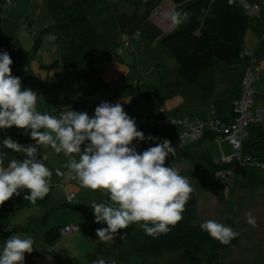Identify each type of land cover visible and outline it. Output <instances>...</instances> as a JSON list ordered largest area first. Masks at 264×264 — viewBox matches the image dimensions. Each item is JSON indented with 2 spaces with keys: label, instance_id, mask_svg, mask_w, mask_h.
I'll list each match as a JSON object with an SVG mask.
<instances>
[{
  "label": "rangeland",
  "instance_id": "1",
  "mask_svg": "<svg viewBox=\"0 0 264 264\" xmlns=\"http://www.w3.org/2000/svg\"><path fill=\"white\" fill-rule=\"evenodd\" d=\"M14 1L15 3L12 6L5 8L6 14L10 18L13 17L17 23L25 18H29L31 20V31L29 33L22 31L16 24L11 27L10 31L18 43L29 47L33 41L30 38L33 36L31 32L53 26L54 20L48 12L46 0ZM168 1L178 3L185 0ZM241 1L245 2V4L247 3L251 10L256 11L255 13L258 15L262 13V20H264V0ZM124 9L113 7L118 21L114 34L116 43H110V51L107 56H101L95 60V62L106 61V64L105 62H101L105 65V68H102L98 64L95 65L98 77H92L89 74L90 79L86 82V87L91 89L92 94L88 97L85 93V88L82 86L78 92L73 90V84L77 81L72 80V76H76L78 73L84 71L88 73L89 70L73 72L68 77L61 75L52 77L54 79L58 78L55 82H50V85L56 86L58 91L55 92L54 89H50L46 94V98L42 99L47 106V110L45 109V111L53 115H59L60 112L64 111L63 108L71 109L74 106L78 107V104L82 102L89 107L88 109L92 110L89 113L91 116L96 107L92 103L93 101H98V105L101 102L121 103L124 111L131 118L136 114L139 116L142 113L151 111L155 113L163 112L164 115L168 116H189L199 120L209 118V105L218 98L217 95H211V93L221 90V82H225L224 77L218 71V65L223 64L216 62L217 66L203 72L196 84L190 85L182 81L177 76V64L175 60L168 54L165 48L156 46L158 35L163 31H169L170 28L175 26L169 18L172 11L169 10L168 6L164 7L165 13L156 11L154 16H151L147 12L149 9L147 2H143L138 7L136 16L126 8ZM255 26L257 27V23ZM257 29L259 34L256 31L248 32L244 41V45H247L245 47H253L252 52L255 56H257V53H255L254 48L256 43H259L260 35L264 34V26L260 25ZM255 34L257 35L254 38ZM248 40H251V46L248 45ZM43 41L47 44V47L43 49V52L40 53L41 55L51 51L47 50L49 43L45 39ZM52 52L56 55V50ZM47 55L43 56L45 60L48 58ZM21 58L22 60L26 59V52L23 53ZM21 64L20 62L19 65ZM260 64L257 69L263 72V79L260 80L261 86L263 85L261 90H263L264 66ZM10 67L11 69L14 68V64ZM231 73L234 74L233 72ZM101 79L106 84L105 87L103 86L105 91L101 96H98L96 90L100 89L99 83H101ZM30 84L34 85L32 81H30ZM78 84L80 83L78 82ZM33 88L34 86L31 89ZM139 90L148 91V96L144 98L138 97L137 92ZM75 92L79 97V102H71L69 99ZM64 100L67 104L62 107L60 103ZM214 105H216L215 102ZM228 111L227 108V114L229 113ZM162 128L160 132L163 131ZM5 133L7 131L4 130L1 133L0 139L8 136ZM226 144L222 142L221 146ZM225 150L227 151V149ZM229 150V154L226 155L232 153L231 146H229ZM48 151V159L45 164L53 172L51 183L54 185L55 193L53 198L55 202L58 199L61 202H65L62 199V192L69 190L75 194V199L72 201L73 205L76 203L84 205L92 212L91 205L98 203L100 199H105V194L96 193L93 190L81 187L77 178L68 179L75 182V184H69L65 175H56L57 169L62 170V163L59 164L58 154H55L51 149ZM198 151L200 153L210 152L214 161L221 154L219 146L209 139L205 140L198 147ZM174 159H171L167 166L175 168L180 175L186 178H190L189 176L195 170H198L200 175H205L209 170L205 162L199 160L194 162L195 170L190 172L183 168V161L181 159ZM184 165H187L186 161H184ZM259 175L264 177V172L258 168L238 171L235 177L230 180L231 184L228 186V194L224 197L217 180L214 179V181H209V178L206 179V187L203 185L197 186L194 191L197 203V221L199 223L202 224L207 220H218L226 214H231L235 226L239 231V241L220 253V264H264V180ZM57 197L60 198L57 199ZM108 203L111 204L112 202L109 200ZM69 209H71L73 214H66V211ZM46 210L47 208L40 206L38 208L25 207L16 211L0 212V222L10 223L13 226V228L7 231V237L20 235L21 237H31L34 241L33 251L25 253L24 264H30L31 259H37L35 254L38 253L43 257L40 260H35L37 264H52L53 258L57 256H60V258L63 256V258H68L69 260L73 258L81 264L91 263V259L89 260V258L92 256H94L93 260L95 257L97 260L102 258L105 264H183L185 262L184 258L181 259L180 256L173 255L172 253H164L157 258L149 257L144 262L142 255L133 251H127L126 246L117 240V236L114 237V240L108 242H102L99 238L93 239V242L89 241L87 233L98 223L92 221V224L88 222L90 224L86 225L85 215L79 216L74 212L73 208L64 207L53 210L47 222L43 220ZM249 214L254 218L255 226L247 223ZM54 218L56 219L53 220ZM92 218L94 219V216ZM54 221L61 224L78 223L81 227L77 231L64 234L54 243V248L52 249L42 242L38 243V238H40L42 233L41 229L48 228ZM36 225L37 227H35ZM0 227L2 229L6 228L5 225ZM129 228L133 229L134 233L138 229L140 230L138 223L130 224ZM16 229L17 231H15ZM91 242L98 248H101L100 253V250H97V247H94ZM39 245L41 248H39ZM51 258L52 260H50ZM53 264H55L54 261ZM69 264L73 263L70 262Z\"/></svg>",
  "mask_w": 264,
  "mask_h": 264
},
{
  "label": "trees",
  "instance_id": "2",
  "mask_svg": "<svg viewBox=\"0 0 264 264\" xmlns=\"http://www.w3.org/2000/svg\"><path fill=\"white\" fill-rule=\"evenodd\" d=\"M160 1L161 0H46V6L54 20V25L48 28H42L38 31L33 30L31 32L33 41L29 49H24L23 47L21 49L19 46H22V44L15 40L10 29L7 28L6 31L8 34L0 35V50L11 52L12 54H14V52H29L35 54L40 42L45 39L49 43L47 50H56L59 51L60 54L57 59L41 66L49 70L59 66L62 76H66L68 73L88 67L99 57L108 55L110 43H116L114 34L117 29L116 26L118 21L115 16V10H113L114 6L116 8L132 9L138 8L143 2H147L149 7L147 12L150 13ZM14 3L15 1L11 0V4L7 6L0 4V21H6L7 14L5 13V8L12 6ZM173 11L188 12L190 15L188 20L182 22L180 25H175L172 30L163 33L157 40L156 46L165 48L168 54L175 60L177 64V76L182 81L190 85L196 84L203 72L217 66L216 62H220L219 64H223V66L240 68L239 78L233 81L235 84L232 89L235 93L233 96H229L228 101L231 117H217L214 110V103H211V105H209L210 119L203 121L212 123L214 119H219L222 122L229 123L233 120L234 112L232 102L239 96L241 82L248 68H252L260 74L253 82L255 90L253 102L254 104H264L257 103L255 97L257 92L256 84L263 76V72L256 67L258 58L252 52L253 47L247 48L242 46L244 33L251 25V22L255 19H260V16L256 15L255 12H249V8L246 6L245 2L241 0H185L175 3ZM18 27L21 28L22 31L29 33L31 31V20L29 18L21 20L18 22ZM108 33L110 34L109 36ZM262 37L263 34L260 35L259 40L264 41ZM20 67L21 75L24 77V79H20L24 87L28 82L27 79L29 78L30 70L29 67L25 65H21ZM51 79H53L51 82H55L58 78ZM105 85L106 84H102L100 89L96 90L98 96H101L105 91V88H103ZM33 89L35 92H38V94L39 91H41L42 94L39 95L43 97L47 96V89L44 90L40 88V86H35ZM73 90L77 92L80 90V84H78V82H74ZM148 94V91L145 90H139L137 92V96L142 98L147 97ZM87 96L89 97L90 95ZM69 99L71 102L80 101L76 92L73 93ZM66 104L64 100L61 102L60 106ZM92 104L98 106V101H93ZM178 118H189V120L197 119L189 116H168L164 115L163 112H158L150 116H141L139 124L163 127V136L177 130L176 134L169 139L172 143L183 130L180 125L175 123V120ZM165 119L171 121L164 122ZM203 138H215L217 142L222 139L226 140L223 137V131H214L206 128L196 141L174 148V153L166 158L165 166L168 159L174 156H180L190 161L202 160L210 169L208 176L209 181H214L213 173L216 169H229L230 173L226 175V177L217 180L220 187L229 186L231 184L230 180L235 177L238 171L258 168L260 171L264 172L260 167L240 166L236 163H220L214 161L208 153H200L197 149V147H199V141ZM259 143H264V120L250 123L247 126V135L242 140L241 150L243 155H251L256 161L264 163V147L259 148ZM151 146H154L152 141L146 142L144 145H140L137 151L146 150ZM47 154L48 153L41 155L44 163L47 162ZM261 179L264 180V177ZM53 192L54 185L51 183L50 191L45 198L43 200L38 199L36 203H32L29 199L25 198L27 190H20L19 196L14 195L8 201L0 204V212L16 211L25 207L38 208L42 206L47 208L44 213L45 217L43 218V220L47 221L53 210L69 207L73 208L75 212H81L87 217L86 225L90 224L88 222L92 224V221H94L92 218L93 212L89 210L85 212L79 206L73 205V198L70 194L66 195L65 202L56 203L50 207L48 204L52 195H54ZM182 215L183 219L174 227L170 226L171 230L167 234H161L155 238L147 235L143 228L140 227V223L143 222L138 223L140 230L138 229L135 233L133 229L131 230L129 227L127 229L118 230V233L125 234L123 238L125 239L124 245L126 246V250L142 255L144 257V262H146L149 257L157 258L164 253H172L173 255L180 256L181 259L184 258L185 262H183V264H220V253L239 241L240 234L231 240L228 245H223L219 241L211 238L206 231L201 229V223L197 221V203L193 187ZM215 221L226 224L239 233L231 214H226L223 218ZM69 224L77 225L74 231H77L79 227H81L78 223H68L65 225ZM4 225L6 227L4 229L5 232L13 228L10 223H5ZM65 225L56 224L46 228L43 232L44 244L53 248L54 243L65 234L62 231ZM15 231H17V229ZM3 240V234L0 233V246L3 245ZM35 257L37 258L35 260H40L41 254H35ZM93 257L94 256L89 258V260L91 259V263L89 264H93L94 261H97L96 257L94 260L92 259ZM74 260L77 262L76 259ZM59 261L60 264L67 263L60 259ZM59 261L56 260L55 264H59ZM70 262L73 263L74 261Z\"/></svg>",
  "mask_w": 264,
  "mask_h": 264
},
{
  "label": "clouds",
  "instance_id": "3",
  "mask_svg": "<svg viewBox=\"0 0 264 264\" xmlns=\"http://www.w3.org/2000/svg\"><path fill=\"white\" fill-rule=\"evenodd\" d=\"M189 15L173 11L169 18L180 25ZM12 64L9 53L0 50V131L15 127L34 143L24 146L11 136L0 139V204L19 196L20 190H27L25 198L32 203L49 193L53 172L39 155L43 146L67 158L68 174L81 187L108 194L111 204L91 205L94 222L106 224L96 230L102 242L114 240L117 234L123 239L125 234L118 230L140 222L144 232L155 238L183 219L192 187L175 168L165 166L166 158L175 151L169 140L145 137L121 103L101 102L91 116L70 108L59 115L38 111L37 93L12 75ZM133 141H152L154 146L138 152ZM9 152L21 153L23 158L8 160ZM56 175L63 173L57 169ZM247 223L255 226L251 214ZM200 227L223 245L239 235L215 220ZM33 245L31 237L10 236L0 246V264H24L25 253H31Z\"/></svg>",
  "mask_w": 264,
  "mask_h": 264
},
{
  "label": "crops",
  "instance_id": "4",
  "mask_svg": "<svg viewBox=\"0 0 264 264\" xmlns=\"http://www.w3.org/2000/svg\"><path fill=\"white\" fill-rule=\"evenodd\" d=\"M161 6H163V7L161 8ZM167 6H168L169 10L173 12L174 7H175V3L171 2V1H168V0H161L160 3L154 8V10H152L149 14H151V16H154V14H155L156 11H158L159 13H161V12L162 13H165L164 12L165 11L164 7H167ZM122 9H124V8H122ZM159 9H161V10H159ZM127 10H129L130 12L133 13V15L136 16V13H137L138 8H132V9H127ZM254 12H256V11H254ZM5 13H6V11H5ZM255 14L258 15L257 13H255ZM161 15H163V14H161ZM259 16H260V19L258 18V19H255L254 21H252L251 22V25L248 27V29L244 33V36L242 38V46H247V45H244V41H245V36H246V34L248 32H253V31L254 32L255 31L257 32L258 31V29H257L258 26H260V25L264 26V20H262L263 14L261 13V14H259ZM6 17H7V19H5L6 20L5 22L3 20L0 21V35L8 34V32L6 31L7 28L11 29V27L12 26H15V24L18 25V23L14 21L13 17L10 18V16H8V15ZM15 19H17V18H15ZM256 23H257V27L255 26ZM173 28H170V30H172ZM166 32H168V31L161 32L156 39L158 40L160 38V36L163 33H166ZM257 34H259V32H257ZM257 34L254 35V38L256 37ZM157 40H156V42H157ZM250 42H251V40H248V45L251 46L252 44ZM258 42L259 43H256V45L254 44L255 45L254 50H255V53H257L256 55L258 57V62H257V65H256L257 68H258V66H259L260 63H261L260 65L264 66V61H263L264 60V41L259 40ZM19 47L21 49H22V47L24 49H29V47H27V45H24V44L22 46H19ZM46 47H47V44L44 43V41L40 42V44H39V46H38L35 54H31V53L27 52L26 53V59H23V60L21 58V56H23V53H21V52H19V53L14 52V54H12L11 52H8L9 55H10V58L12 59L13 64H14V68L11 69L12 70V75L18 76V77L24 79V77L21 75L22 73L20 72L21 71V67L20 66L21 65L28 66L29 67V70H30V75H29V78L27 79L28 82L26 83V85H24L25 88L31 89L33 86L34 87L35 86H40V88H43L44 90L47 89L48 92H49L50 89H54V91L57 92L58 91V88H56V86H54V85H50V82H51V78L52 77H56V76H59V75L62 76V74L60 73V71H61L60 70V67L57 66L54 69L49 70L47 68L42 67L41 65L48 64V63L52 62L53 60L57 59L59 57L60 52L59 51H56V55H55L52 51H49L48 53L46 52V54L41 55L40 53L43 52V49H45ZM0 49H1V44H0ZM46 55L48 56V58L45 60L43 58V56H46ZM20 62L22 63L21 65H19ZM101 62H105V64H106V61H96V62L94 61L88 67H86L84 69H80V70L74 71V72H78V71H81V70H89L88 73H85L87 71H84L82 73H78V75H76V76H74V75L72 76V80H75V81L79 82L80 83V87L82 86V87L85 88L84 90H85V93L87 95L88 94L89 95L92 94L91 89L86 87V82L90 79V75L89 74H91L92 77H94V76L98 77V75H97L98 73L95 70V65L98 64L102 68H105V65H103ZM218 66H219L218 67V71L221 73L220 75L224 77L225 82H221V86H220V89L221 90H217V92L214 91V92L211 93V95H217V97H218L214 101L216 103V105H214V110H215V114H216L217 117H220V118H230L231 117V114H230V110H229V103H228V101H229V96H233L234 93H235L234 90L232 89L234 87V84H235V82H233V81H234V79L237 80L239 78V76H240V68L239 67H229V66H226V65L225 66L218 65ZM231 72H233L234 74H232ZM71 73H73V72H71ZM71 73H68L65 77H68L69 74H71ZM213 79H214V77H213ZM262 79H263V77L260 80H262ZM260 80L256 84V90H257V92H256V96L255 97H256L257 103H264V89L261 90V88L263 87V85L261 86V83H260L261 81ZM30 81H32L34 83L33 86L30 84ZM99 84H100V87L102 86V84H104V82H102V79H101V83H99ZM31 90L34 91V89H31ZM36 93L38 95L37 109L39 111H41V112H46L45 109L47 110V106L45 105V101L44 100H43L44 102L42 101V99H45L46 97H43V96L39 95L38 92H36ZM141 100H143V99H141ZM60 105H61V103H60ZM210 105H211V103H210ZM88 108L89 107H87L85 104H83L81 102L80 104H78V107H75L74 106L71 109L72 110H76V111L87 112L89 114L90 112H92V110L91 109H88ZM227 108L229 110L228 111L229 112L228 114H227ZM65 109H67V108H63V110H65ZM157 113L158 112L155 113V112H152V111L151 112H145V113H142L139 116H138V114H136L132 118H134V120L136 122V125L138 127L137 129L140 130V131H142L144 133L145 137L153 136V137L158 138V141L159 140H163V139L169 140L172 136H174L176 134L177 130H174V131L168 133L167 135L163 136L162 135L163 131L160 132V130H161V127L160 126L155 127V126H148V125H141V124H139V119H140L141 116H144V115L145 116H150V115H154V114H157ZM208 119H210V115H209V118H206L204 120H208ZM3 131H0V137H1V133ZM5 131H7V133H5V134H7L8 136H11V138L13 140L19 142L21 145L28 146V145L34 143V141H32L28 135L21 134L23 132V130H19V129H16L15 127H13V128H10V129H6ZM205 140H207V138L201 139L199 141L200 143H198L199 144L198 146L200 147L201 144ZM209 140L214 141V143H216V145L219 146V149H220V152L221 153L229 154V152H230L229 146L230 145L227 142V140H223L222 139L223 141L220 140L218 142L216 141L215 138H211V139L209 138ZM147 142H150V141H147ZM222 142H225L227 144L224 145V146H221L222 145ZM145 143L146 142H144V141H141V142L133 141V145L136 146V149L139 148L140 145H144ZM258 147L259 148L260 147H264V143H259L258 144ZM224 148L227 149V151ZM197 149H198V147H197ZM48 150H50V148L41 146L39 155L41 156L42 154L48 153L49 152ZM207 153H208L209 156H211L210 155V152H207ZM22 158H23V154H21V153H11V152H9L8 160H11V159H22ZM174 158L175 159H181L183 161L182 162L183 168L187 169V171H190L191 172V171L195 170L194 169V162L195 161H191L190 162V160L184 159V158H182L180 156L170 157L168 159V161L166 162V166L171 161V159H174ZM58 159H59V164L62 163V168H61L62 170H61V172L67 178L68 183L69 184H75V182H73L71 180H68L70 178H75V177L74 176H70L68 174L67 158L64 157L63 154H58ZM218 159L219 158L216 159V162L218 161ZM184 161L187 162V165H184ZM7 162L8 161L6 160L5 161V165H7ZM209 173H210V169L208 170V172L205 173V175H200L198 173V170H195L194 172L191 173V176H189L190 178H187V179H188L189 183L192 185L194 191L196 190L197 186L203 185L204 187H206V185H207L206 179L209 178L208 177L209 176ZM259 176L261 178H263L262 175H259ZM63 185H66V184H63ZM220 189H221V192H222L223 197L226 194H228V186L220 187ZM95 192L96 193L99 192V193L105 194V196H104L105 199H103V200L100 199L98 201V203H101V202L108 203L109 198H108V194L106 192L101 191V190H96ZM53 193H55V192H53ZM67 194H70L72 196V198L75 199L74 192H70L69 190H67V191L64 190L62 192V197H63L62 199H63V201H66V195ZM53 197H54V195H52V198H51V200L49 201V204H48V205H50V207L53 204L61 203V201L58 199L60 197H57L58 200L56 202H55V199ZM64 198H65V200H64ZM73 199H72V201H73ZM75 205L79 206L83 211L89 210L84 205H80L78 203H76ZM75 213H77V212H75ZM66 214L70 215V214H73V212L71 211V209H69L68 211H66ZM77 214L79 216H83L84 215L81 212H78ZM50 216L51 215H49V217ZM55 219L56 218H54L53 220H55ZM37 221L39 222V220H37ZM4 224H5V222H0V226H2ZM56 224H61V223H57V222L54 221V223L51 224L50 226L56 225ZM29 225L31 226V224H29ZM61 225H63V224H61ZM102 225H103V227H106V224H97L95 226V227H97L96 229H95V227H93L92 230H90L87 233V238L89 239V241H92L93 242V239H97L98 238V237H96V230L98 228H101ZM35 227H37V225ZM29 230H31V229H29ZM44 230H45V228H42L41 229L42 233L40 235V238H38L39 239V242L38 243H41V242L44 243V239H43V232H44ZM0 231L3 234V239H4L3 240V243H4L5 240H7L10 237H7V232H5L4 229H2L1 227H0ZM116 236H117V240L119 242H121V244H124L125 243V239L124 238L121 239L119 234H117ZM92 242H91V244L94 247H97ZM39 248H41L40 245H39ZM96 249L97 250H100L101 248H98L97 247ZM100 252H101V250L99 251V253ZM106 255H108V254H106ZM41 257H43V256H41ZM59 259L62 260V261H64L65 263L67 262L66 264H69L70 261H74L73 264H81L78 261L76 262L73 258L70 261H68L69 259L68 258H63V256L61 258H60V256H57V257H54L53 260H52V258L50 260H52V264H53V261L56 262V260L59 261ZM36 262L37 261H35L34 259H31V263L30 264H33V263H36ZM59 264H60V261H59Z\"/></svg>",
  "mask_w": 264,
  "mask_h": 264
},
{
  "label": "built area",
  "instance_id": "5",
  "mask_svg": "<svg viewBox=\"0 0 264 264\" xmlns=\"http://www.w3.org/2000/svg\"><path fill=\"white\" fill-rule=\"evenodd\" d=\"M0 4L7 6L11 4V0H0ZM249 12L253 13L250 6ZM1 16V13H0ZM264 38V34L263 37ZM259 72L248 68L243 76L239 96L233 100V120L229 123L214 119L212 123L203 120H189V118H178L175 123L182 127V132L172 141L171 146L173 148L181 147L191 142H194L199 138L206 128L214 131H223V137L226 139L233 152L230 155H224L221 153L217 162L220 163H236L240 166H255L264 170V163L256 161L251 155H243L242 140L247 135V126L250 123L264 120V104H254V87L253 82L259 76ZM76 86V85H75ZM39 94H42L39 91ZM171 121L165 119L164 122ZM230 173L229 169H216L213 173V179L218 180L226 177ZM70 199V198H69ZM77 225L69 224L62 228L63 233H68L76 230Z\"/></svg>",
  "mask_w": 264,
  "mask_h": 264
}]
</instances>
